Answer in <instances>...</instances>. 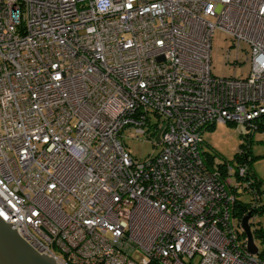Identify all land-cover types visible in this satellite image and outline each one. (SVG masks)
<instances>
[{
    "label": "built area",
    "instance_id": "obj_1",
    "mask_svg": "<svg viewBox=\"0 0 264 264\" xmlns=\"http://www.w3.org/2000/svg\"><path fill=\"white\" fill-rule=\"evenodd\" d=\"M216 31L245 78L211 74ZM259 123L264 0H0V219L56 264H264L233 217L246 165L202 140Z\"/></svg>",
    "mask_w": 264,
    "mask_h": 264
},
{
    "label": "rangeland",
    "instance_id": "obj_2",
    "mask_svg": "<svg viewBox=\"0 0 264 264\" xmlns=\"http://www.w3.org/2000/svg\"><path fill=\"white\" fill-rule=\"evenodd\" d=\"M225 51H230V62H232L236 54L235 49L231 47V42L224 33L216 31L211 41V74L217 78H245L249 72V65L245 62V50L239 52V65L235 67L226 63ZM249 134V131L242 125H215L214 128L206 130L202 134L203 150L213 156L215 164L233 162L239 149L248 151L255 159L251 165L252 170L261 183L264 184V136L259 131ZM120 136L124 147L134 159L143 160L157 154L159 151V145L154 146L151 141L145 139L136 140L129 131L121 132ZM250 198V194L240 191L239 199L242 202H248ZM122 217L126 218V213L122 212ZM251 220L264 231V213L256 215ZM255 244L258 250L261 251L260 242L255 240Z\"/></svg>",
    "mask_w": 264,
    "mask_h": 264
},
{
    "label": "water",
    "instance_id": "obj_3",
    "mask_svg": "<svg viewBox=\"0 0 264 264\" xmlns=\"http://www.w3.org/2000/svg\"><path fill=\"white\" fill-rule=\"evenodd\" d=\"M159 141V133L155 137ZM250 213H246L240 219L241 233L245 238V248L250 255H256V247L252 230L249 224ZM11 224H6L0 219V264H56L51 258L38 255L30 248L17 234L15 229L10 228Z\"/></svg>",
    "mask_w": 264,
    "mask_h": 264
},
{
    "label": "trees",
    "instance_id": "obj_4",
    "mask_svg": "<svg viewBox=\"0 0 264 264\" xmlns=\"http://www.w3.org/2000/svg\"><path fill=\"white\" fill-rule=\"evenodd\" d=\"M212 128H214V126L208 128L207 130H211ZM258 131L260 133L264 132L263 124L260 125L259 123ZM241 150L243 152V156L238 157L236 153L234 161L237 162L238 164L243 163L246 165V176L244 180H251V184L249 185L248 190H252L254 193L253 194L250 193L251 198L248 202H242L240 199L236 200V203L233 209V217L236 218V220L239 222L240 219L246 213L248 212L250 213L251 217H250L249 224L252 230L253 240H254V243H255V240H258L260 242L262 250L259 251V254L262 255L264 254V231L259 225L257 224L255 225L251 219H253V217H255L256 215H261L264 213V198L261 196V191L264 188V184L261 183V181L256 177L255 173L252 170L251 165L255 160L253 156H251L248 151H244L243 149ZM204 155H205L206 161L208 162V164H210L213 160V156L208 153H205ZM243 190L245 193H248L247 189H243ZM237 195L239 196V194ZM240 237L244 239V236L242 233L240 234Z\"/></svg>",
    "mask_w": 264,
    "mask_h": 264
}]
</instances>
